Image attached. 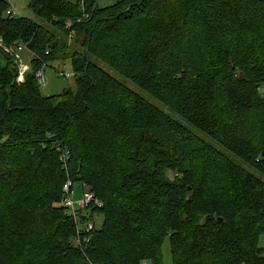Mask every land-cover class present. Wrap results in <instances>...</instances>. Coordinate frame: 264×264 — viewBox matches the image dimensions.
<instances>
[{
	"label": "trees",
	"instance_id": "trees-1",
	"mask_svg": "<svg viewBox=\"0 0 264 264\" xmlns=\"http://www.w3.org/2000/svg\"><path fill=\"white\" fill-rule=\"evenodd\" d=\"M96 2L28 0L67 38L62 47L82 48L64 57L75 89L45 97L36 72L57 43L48 51L46 29L0 0V38L26 44L31 58L17 82L0 50V264H159L168 235L173 264H264V0ZM140 92L168 97L173 114L248 169L207 144L192 157L197 178L165 179L177 170L162 149L167 123ZM125 139L134 150H121ZM67 179L101 200L81 218L102 215L92 230H78L63 206ZM20 206L43 220L14 229Z\"/></svg>",
	"mask_w": 264,
	"mask_h": 264
},
{
	"label": "rangeland",
	"instance_id": "rangeland-1",
	"mask_svg": "<svg viewBox=\"0 0 264 264\" xmlns=\"http://www.w3.org/2000/svg\"><path fill=\"white\" fill-rule=\"evenodd\" d=\"M10 5L13 6V16L14 17H27L30 20L38 22L46 31H44L42 38L45 44V47L48 51L52 49L55 43L56 49L53 53V56H49L47 59L46 65L42 67V72L45 76L46 82L43 85H40L39 93L41 96L50 97L61 93L64 89L71 88L75 89V82H74V70L70 63V59H65V55L70 54L72 47L76 49V51L81 52L82 48L79 43H73L72 46V39L70 46L66 49L62 47V43H68L67 38L63 35L61 30L56 26H53L52 23L46 21H40L35 13L28 8V0H7ZM75 4L77 0H67ZM114 0H97V4L99 6H103L106 4H111ZM67 22H71L70 20H66ZM160 42H155L154 47L159 46ZM50 55L51 53L48 52ZM25 53L24 60L29 62L30 54ZM102 65V63H100ZM29 65V64H28ZM62 71L63 75H59V72ZM68 76V77H66ZM127 85V81H125ZM140 94L152 102L155 105H158V108L163 112V115L166 120V130L163 134L161 143L162 149L164 153H167V156L171 158V163L176 167L175 169H166L163 171V175L165 179L168 180H176L181 179L183 176L184 171L191 172L197 178V172L195 173L194 167L196 162L192 160L194 157L195 152L197 150H203L206 146L211 145V147L219 154L224 153L228 156L229 159L233 160L237 165L240 167L244 166L247 170L250 166L249 163L243 159L241 160L236 155L232 154V152L224 147V143L219 139H213L210 135L206 132L201 130L198 127L189 126L185 123L182 119H180L177 115L173 114L169 109V103L165 100L168 99L164 98L160 102H157L153 99L150 95L146 94L145 92H140ZM166 102V104H164ZM138 142L134 139H125L121 141L119 145L121 150H134ZM215 153V152H214ZM216 154V153H215ZM217 155V154H216ZM217 155V156H219ZM196 156V155H195ZM153 161V160H151ZM245 161V162H244ZM253 168V167H252ZM254 169V168H253ZM258 175L257 173H255ZM84 193H88L90 191L87 185H84L78 180L75 181L72 185V192L70 193L71 199L76 204L82 197ZM92 193V192H91ZM93 194V193H92ZM65 197V196H64ZM100 200V199H99ZM101 201V200H100ZM88 208V207H87ZM81 209L78 217V225H84L88 221H95V225H98L99 220L101 218V214L93 212L92 210V219H88L85 222L81 223V218L86 219L87 213L89 208ZM91 208V207H90ZM43 212L39 209L33 208H26V207H17L15 212L11 214L10 223L15 224L14 229H19L23 227H28L32 224L40 223L43 220ZM261 230L258 232V247L264 248V224L261 223ZM12 227V226H11ZM171 233V231H170ZM77 241L80 240V232H78ZM171 235H168L163 238L161 244L159 246V257L160 263L159 264H173L172 263V256H171ZM81 241V240H80ZM179 254V253H178ZM140 264H153L151 257H148L140 262Z\"/></svg>",
	"mask_w": 264,
	"mask_h": 264
},
{
	"label": "built area",
	"instance_id": "built-area-1",
	"mask_svg": "<svg viewBox=\"0 0 264 264\" xmlns=\"http://www.w3.org/2000/svg\"><path fill=\"white\" fill-rule=\"evenodd\" d=\"M7 14L12 15L13 14V9L11 6H9L8 10L6 11ZM71 22H65V27H69ZM72 32L69 33L68 38L71 39L72 37ZM0 50L7 54L8 56H11L13 59V62L17 68V76H16V81L17 82H22L24 80V74L26 71L29 69L28 62L24 60L25 53L27 51L26 44L18 42V43H13V44H7L2 41L0 38ZM27 54V53H26ZM59 75H63V72L60 71ZM68 77V76H66ZM36 80L39 85H43L46 82L45 76L42 72V69L36 72ZM72 183L69 179L66 180V182L63 185V191L65 193V197L63 198V206L68 210L70 215L73 217L75 224L79 228H81V225H78V217L77 215L79 214L81 209L87 208L90 203H94L95 205L101 206V201L94 197V195L88 191V193H84L83 191V197L76 203L74 204V201L70 197V193L72 192ZM83 225V224H82ZM85 230H92L93 227V221H88L85 224ZM77 232H80L78 231ZM79 243V240L77 241Z\"/></svg>",
	"mask_w": 264,
	"mask_h": 264
},
{
	"label": "crops",
	"instance_id": "crops-1",
	"mask_svg": "<svg viewBox=\"0 0 264 264\" xmlns=\"http://www.w3.org/2000/svg\"><path fill=\"white\" fill-rule=\"evenodd\" d=\"M11 7H12V9H13V6L12 5H10ZM14 11V10H13Z\"/></svg>",
	"mask_w": 264,
	"mask_h": 264
}]
</instances>
